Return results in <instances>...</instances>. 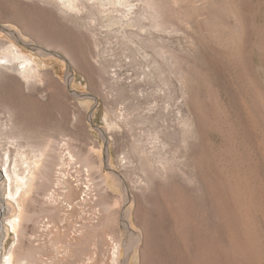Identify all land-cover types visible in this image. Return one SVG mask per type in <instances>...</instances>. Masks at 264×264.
I'll return each instance as SVG.
<instances>
[{"label":"rangeland","instance_id":"374dc122","mask_svg":"<svg viewBox=\"0 0 264 264\" xmlns=\"http://www.w3.org/2000/svg\"><path fill=\"white\" fill-rule=\"evenodd\" d=\"M7 55L0 163L17 139L34 173L22 211L0 176L13 264H264V0H0ZM62 142L71 194L32 161Z\"/></svg>","mask_w":264,"mask_h":264},{"label":"bare ground","instance_id":"6f19581e","mask_svg":"<svg viewBox=\"0 0 264 264\" xmlns=\"http://www.w3.org/2000/svg\"><path fill=\"white\" fill-rule=\"evenodd\" d=\"M9 61H11L10 55L0 56V62L1 63L7 64V63H9ZM125 75H126V73H125ZM120 76L122 77V73L120 74ZM124 78H126V77H123V79ZM111 80H113V79L111 78ZM116 80H117V78H116ZM125 83H126V81H125ZM118 84H120V83H118ZM138 95H140V94H138ZM136 98L138 100H136ZM136 98H135L136 101H135L134 105L136 107L137 106L139 107L138 102H139L140 96H136ZM142 102H139V103H142ZM132 103H134V101ZM137 110L138 109L136 108V111ZM131 112H129V113H131ZM122 115H124V113H121L120 115L118 114L117 116H118L119 120L123 121V123H124V116H122ZM142 115H144V114H142ZM127 117H129V116H127ZM131 119L132 118L129 117V120H131ZM130 123H127V124H130ZM131 125H132V123H131ZM5 128L7 129V127H5ZM135 137H136V135H135ZM138 138H140V137H138ZM14 140H12L10 142V147L17 148V149H19L20 152H18V154L12 160V161H14V163H12L11 156H10V147L7 148L6 150H4V152L2 153V160L0 163V165H1L0 176L4 177L7 181V189H6V193L4 195V198L7 201L16 204L15 206L18 207L19 211H22V206H21L20 201H21V197L24 194L29 192V190H30L29 188L32 185L31 181H32V178L34 177L33 168H32L33 163L31 162V160L28 159V156L22 151L23 145L17 139H14ZM27 140H30V139H27ZM0 147H1V144H0ZM48 148H50V149H46L45 147H41V148H35L34 147V148H32L33 149V151H32V159L33 160L32 161L34 162V165H36L38 161H44L43 165H41L39 167V169H40L39 177H41L43 179L47 178V174L51 172V164H53V159L56 158L59 160L60 166L58 167L57 178H56L54 187L55 188H62L63 187V188L70 190L69 191L70 194L73 193L74 189L68 184L70 180L67 181V179H66L67 172H69V168H70L72 162L74 161L73 155H72L71 151L69 150L67 143L62 142L58 147H57V145L53 144V145H51V147H48ZM68 174H70V172ZM88 185H86L85 190H83L84 194L82 193L80 200H83V201H84V199L86 200V196H88L87 194L89 193V188L91 187ZM65 194L66 193H64V195ZM72 196H73V194H72ZM67 197H69V196H67ZM70 198H74V196L70 197ZM62 199H63V197L61 198V197H59V195L56 196L55 190H52L49 193H47L44 200L49 205H51L52 207H56L57 205H59L63 202ZM72 200H75V199H72ZM74 203H75V201H74ZM67 205H62V207L64 206L66 209ZM68 208H72L70 203L68 205ZM0 220H2V217L0 218ZM20 223H21V215H20V213H17L16 215H14L12 217L5 218L2 221V223L0 224V230L5 235L6 234L8 235L10 232L15 234V239H14V242H13L9 252L7 254H4L3 256H1V254H0V259H1L0 264H13V262H14V257L16 254V247L20 243V233L23 232V230L20 228ZM42 229H44V228H42ZM118 254H119V247H118V245H116L114 247V250H113V259H114L113 264H115V260H116V257ZM18 260H19L20 264H33V262L31 260L29 261L28 258H26L25 256H19ZM42 264H49V262L48 263L42 262Z\"/></svg>","mask_w":264,"mask_h":264},{"label":"water","instance_id":"95a60500","mask_svg":"<svg viewBox=\"0 0 264 264\" xmlns=\"http://www.w3.org/2000/svg\"><path fill=\"white\" fill-rule=\"evenodd\" d=\"M1 199V198H0ZM3 216V213H2V211L0 210V218Z\"/></svg>","mask_w":264,"mask_h":264}]
</instances>
